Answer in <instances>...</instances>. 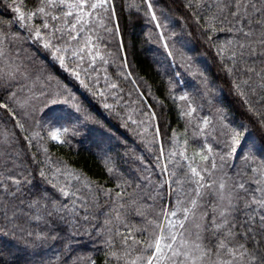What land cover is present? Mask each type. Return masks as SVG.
I'll return each instance as SVG.
<instances>
[{
  "label": "trees",
  "instance_id": "1",
  "mask_svg": "<svg viewBox=\"0 0 264 264\" xmlns=\"http://www.w3.org/2000/svg\"><path fill=\"white\" fill-rule=\"evenodd\" d=\"M23 2L32 7L33 0ZM185 2L186 0H153L157 16L164 26V36L169 37L168 34L174 33L175 39L182 41L189 53H181L183 48L178 44L171 49L163 46L158 36L160 29L144 14L147 9L143 0H110L115 5V13L102 16L104 26L94 25L96 31L92 34L98 37L94 39V43L107 63L98 57L95 65L85 64L90 73L86 78L82 75L87 88L39 43L25 40L19 45L15 42L9 45L13 58L18 55L27 62V58L31 57L32 67L41 77L50 75L66 85L76 97L75 102L87 108L100 122H88L87 126L80 123L74 128L77 114L71 106L73 102L69 100L66 104L60 98L56 104L45 105L38 92L35 107L21 109L9 98L8 90L16 91L23 98L29 95V82L20 78L10 84L0 81V102L8 103L17 112V116L13 117L0 108V152L7 149L17 158L19 167L14 169L15 174H31V182L23 183L21 192L17 194L19 199L16 202H25L21 205L25 212L37 214L35 209L30 210L27 205L33 199L43 200L41 194L45 191L55 199L68 203L67 198L59 196L57 190L39 176L38 170L44 167L45 161L41 145L49 150L48 155L53 163L63 161L70 170L85 174L103 189L119 191L117 184L127 180L130 183L127 191L133 192L136 185L140 184L143 191L136 189V192L145 205L141 210L150 217L158 215L161 205L165 208L175 207L176 195L169 191L165 181L177 161L181 165L186 164L179 156L184 139L188 140V155L199 151L206 143L212 144L217 153V165L223 163V171L229 175L242 166L239 148L234 157H225L221 162L220 156L227 151L225 136L217 134L215 138L209 136L205 141L203 136L194 135L199 117L210 116L215 120L216 110L224 109L228 123L234 126H239L240 123L248 125L251 135L256 138V156H264V139H261L264 130L250 122L253 118L247 111L243 98L232 85V80L240 77L229 76L223 70L222 61L217 55L218 49L214 46L223 45L233 38L234 33L217 31L205 35L203 20L198 24L192 16L193 9L183 6ZM133 4L139 7L130 6ZM9 18L14 19L12 10L6 6L5 0H0V20ZM105 27L112 31H105ZM8 31H19L21 36L27 35L19 24ZM168 43L173 42L170 39ZM169 50L173 55H168ZM225 56L227 57V53ZM227 62L226 59L225 63ZM189 64L191 67H186ZM243 67L242 63L237 64L238 69ZM98 90L103 91V96L96 95ZM185 93L192 99L194 106H199L192 117L182 115L188 104L179 97ZM251 99L256 101L257 97L252 96ZM105 104L113 107L106 108ZM26 110L30 112V116L21 119ZM153 111L156 116L151 120L147 119ZM18 119L25 123L27 130L19 128L16 123ZM61 125L69 128L64 137L67 143H60L47 136V131ZM145 128L147 132L144 131ZM33 132H39L43 139L32 138V143L29 144L28 139ZM174 151L177 155L172 157L170 153ZM107 158L112 160V173L107 171ZM165 164L168 166L167 171L163 167ZM120 174L122 179L118 178ZM145 176L149 177L148 181H144ZM60 182L79 186L69 176L62 175ZM115 191L111 199H108L103 191L96 193L93 189L99 207H90L87 212L79 210L81 217L91 213L89 222L81 221L84 225L81 228H73L56 214L47 217V224L20 214L17 223L22 228L33 233L45 232L48 238L36 240L35 235L28 237L21 231H16L14 236L0 234V264H89V260L105 264L108 248L104 229L112 225L106 226L104 221L110 218L109 206L115 200ZM153 196L156 198L152 199ZM127 199L124 198L125 202ZM43 202L48 203L50 210V202ZM91 203L90 197L89 204ZM148 205L152 207L149 208ZM126 215L129 222L137 226L142 224L143 218L133 209H128ZM180 215L177 214V219ZM10 227L0 210V228ZM116 239L118 241L119 238Z\"/></svg>",
  "mask_w": 264,
  "mask_h": 264
},
{
  "label": "snow or ice",
  "instance_id": "2",
  "mask_svg": "<svg viewBox=\"0 0 264 264\" xmlns=\"http://www.w3.org/2000/svg\"><path fill=\"white\" fill-rule=\"evenodd\" d=\"M143 3L147 9L145 16L161 29L158 36L163 46L169 48L153 0H143ZM5 4L12 10L14 19L0 20V58H3L0 81L10 84L20 78L29 82L28 96L20 98L16 91L6 89L9 98L21 109L35 107L37 92L45 105L56 104L60 98L66 104L71 100L77 114L74 128L80 123L85 126L92 121L100 123L87 108L75 102L76 97L66 85L50 75L41 77L32 67L31 57L27 58V62L18 55L13 60L9 45L13 42L19 45L25 40L39 43L87 88L85 78L90 73L85 64L95 65L98 57L107 63L94 43V39H98L92 35L96 31L94 25L104 26L102 16L114 14L115 5L110 0H33L32 7L24 4L23 0H5ZM130 6L139 7L135 4ZM183 6L193 9L192 16L198 24L203 20L205 35L217 31L234 33L233 38L223 45L214 46L218 49L223 70L229 76L240 77L233 79L232 85L253 118L250 122L264 130V103H261L264 101V0H186ZM16 24L26 31V36H21L19 31L9 33L8 30ZM105 31L111 32L112 29L105 27ZM120 43L122 45L123 41ZM168 55H173L171 50ZM238 63L243 64V69L237 68ZM186 67L190 68L191 65ZM200 75L203 77L204 74L201 72ZM103 94L100 90L96 92V95ZM252 96H256L257 100L253 101ZM179 99L188 104L182 115L192 117L199 106H194L187 93ZM105 107L113 106L105 104ZM0 108L13 117L17 116L8 103L0 102ZM29 116L30 112L26 110L21 119ZM155 116L153 111L147 119ZM21 119L16 121L17 125L21 130H27ZM156 130L159 131L158 126ZM144 131L147 132V128ZM68 132L69 128L61 125L47 131V136L67 143L64 137ZM217 134L225 136L227 140V151L220 156L221 162L225 157H234L239 148L241 168L231 175L223 171V163L217 165V153L210 143L188 155V140L184 139L179 156L186 164L181 165L177 161L165 181L169 191L176 195L175 207L165 208L161 205L155 217L141 210L145 205L136 192V189L143 191L140 184L133 192L127 191L130 186L127 180L117 184L119 191L103 189L85 174L70 170L63 161L53 163L48 155L49 150L43 145L40 149L45 153V161L44 167L38 170L39 176L51 184L59 196L67 198L68 203L55 199L45 191L41 194L43 200L33 199L27 205L37 214L25 212L21 207L25 202H16L19 199L17 194L21 192L23 183L31 182V174H15L14 169L19 167L17 158L5 149L0 152V210L3 211L4 221L11 227L0 228V234L14 236L16 231H21L28 237L35 235L36 240L48 238L45 232L33 233L22 228L17 223L20 214L45 224L48 223L47 217L56 214L73 228L84 227L81 221L89 222L91 213L81 217L79 210L87 212L90 207H99L93 189L96 193L103 191L108 199L115 191V200L109 206L110 218L104 221L106 226L112 225L104 229L108 248L105 264H264V156H256V138L251 135L248 125L240 123L234 126L228 123L222 108L216 110L215 120L210 116L199 117L194 128V135L203 136L205 141L209 136L215 138ZM32 138L43 139L39 132H33L28 139L29 144ZM170 155L175 157L177 153L174 151ZM105 165L109 173L114 171L111 158L105 160ZM163 167L168 170L167 164ZM62 175L71 177L79 186L61 183ZM118 178L122 179V174ZM148 180L149 177L145 176L144 181ZM125 197L128 198L126 202ZM43 201L50 202V210L48 203ZM128 209H133L143 218L141 225L128 221ZM178 213L181 215L177 219ZM116 238H119L118 241ZM89 264L96 262L89 260Z\"/></svg>",
  "mask_w": 264,
  "mask_h": 264
},
{
  "label": "rangeland",
  "instance_id": "3",
  "mask_svg": "<svg viewBox=\"0 0 264 264\" xmlns=\"http://www.w3.org/2000/svg\"><path fill=\"white\" fill-rule=\"evenodd\" d=\"M160 31H161V29H160ZM168 35H169V37L168 36H164V38H166L167 40L171 39V41L173 42V43H169V49L174 47L175 44H178L181 48H183L181 53H189L188 49L186 47H184V43L182 41L176 40L174 35H170V34H168ZM11 58L13 60L15 59V58H13L12 55H11ZM2 67H3V58H0V68H2Z\"/></svg>",
  "mask_w": 264,
  "mask_h": 264
}]
</instances>
